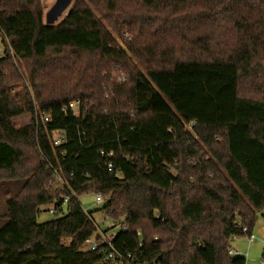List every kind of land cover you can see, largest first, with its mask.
I'll return each mask as SVG.
<instances>
[{"label": "trees", "instance_id": "trees-1", "mask_svg": "<svg viewBox=\"0 0 264 264\" xmlns=\"http://www.w3.org/2000/svg\"><path fill=\"white\" fill-rule=\"evenodd\" d=\"M0 41V185L24 181L0 264H115L83 249L87 193L134 264H246L229 248L264 221V0H75L57 24L42 0H0Z\"/></svg>", "mask_w": 264, "mask_h": 264}, {"label": "rangeland", "instance_id": "rangeland-1", "mask_svg": "<svg viewBox=\"0 0 264 264\" xmlns=\"http://www.w3.org/2000/svg\"><path fill=\"white\" fill-rule=\"evenodd\" d=\"M75 0H42L44 7V21L46 24H57L63 20L71 8L74 5ZM130 39V38H129ZM0 49H4V44L0 41ZM115 81L118 83H123L120 77L115 76ZM22 88L17 87L14 90V94L21 92ZM31 121V115L25 114L14 119V123L17 127L24 126ZM24 181L19 183H10L7 185H0V225L2 224V215L6 211L5 201L7 198L6 192L14 194L23 184ZM96 195L95 193H87L78 197V200L84 209V211L89 214L92 221L97 225V227L105 233L108 237L116 233L118 227H113L114 221L106 216V213L99 208L102 206L96 205ZM51 206H45L42 208V212L38 221L40 223L50 221L55 218L54 214L49 212ZM63 211L67 212L66 206H63ZM119 226V225H118ZM254 234L257 238L256 241L249 243L246 237L239 238L238 241L233 240L231 247L240 250L246 259V264H262L263 261V251H264V221L259 217L258 223L254 230Z\"/></svg>", "mask_w": 264, "mask_h": 264}, {"label": "built area", "instance_id": "built-area-1", "mask_svg": "<svg viewBox=\"0 0 264 264\" xmlns=\"http://www.w3.org/2000/svg\"><path fill=\"white\" fill-rule=\"evenodd\" d=\"M3 56H4V52H3V50L0 49V58ZM120 80L122 82L125 81V77L121 76ZM81 106H82V101L81 100H75V101L70 102L62 110L65 113L71 112L73 115H77L81 109ZM36 116H37L36 117V126L38 128L39 127L47 128L48 124L52 121L51 116L49 114H47L46 112L37 111ZM67 141H68L67 135H66V132L64 130L59 129V130H55L53 132V136H52L53 146L58 147V146L64 145L67 143ZM101 154L105 155V152L101 151ZM110 155H112V154H110ZM108 167H109V170H111L113 166L110 163L108 165ZM61 171H62L61 167L54 168V173L56 174L57 180L64 182L62 175H61ZM117 175H118V173H117ZM95 195H96V197H95L96 205L97 206L103 205L104 204L103 196L100 193L95 194ZM68 201H69V198L65 197L62 203L57 204V205H60V209H59L60 211L63 210V206H66ZM55 207H56V204L51 206V208L49 209V212L51 214H54V215L56 214L57 209ZM117 223L118 222H115V224H117ZM242 231L244 233L247 232L246 228H243ZM97 235L99 236V239H97ZM114 237H115V233L108 237L105 233H103L98 228V233L96 235L86 239L83 249L85 251H97L100 248V246L104 244V245H107L109 248L108 254L106 255V258H105V260L107 262H111V263H115V264H121L123 262H126L128 264H134V262H133L134 257L131 253L124 254L115 248L114 243H113ZM246 238H247V241L249 243L257 240L254 233L251 234L250 236H247ZM238 239H239V237L234 236L232 238V241L238 240ZM229 253L232 256H242L243 255V253L240 250L233 248V247L229 248ZM262 264H264V260L262 261Z\"/></svg>", "mask_w": 264, "mask_h": 264}, {"label": "water", "instance_id": "water-1", "mask_svg": "<svg viewBox=\"0 0 264 264\" xmlns=\"http://www.w3.org/2000/svg\"><path fill=\"white\" fill-rule=\"evenodd\" d=\"M59 204V203H58ZM97 239H99V236L97 235Z\"/></svg>", "mask_w": 264, "mask_h": 264}, {"label": "crops", "instance_id": "crops-1", "mask_svg": "<svg viewBox=\"0 0 264 264\" xmlns=\"http://www.w3.org/2000/svg\"><path fill=\"white\" fill-rule=\"evenodd\" d=\"M235 241H238V240H235Z\"/></svg>", "mask_w": 264, "mask_h": 264}]
</instances>
